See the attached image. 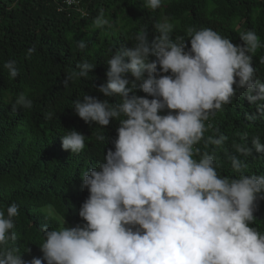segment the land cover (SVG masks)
<instances>
[{
  "label": "clouds",
  "instance_id": "clouds-1",
  "mask_svg": "<svg viewBox=\"0 0 264 264\" xmlns=\"http://www.w3.org/2000/svg\"><path fill=\"white\" fill-rule=\"evenodd\" d=\"M78 3L63 1L65 9L76 10ZM162 4L144 0L151 10ZM93 26L112 27L103 10ZM174 28L163 17L154 25L151 42L141 30L131 48L107 59L106 84L97 88L105 99L84 94L73 101L75 114L86 124L104 130L110 121L119 122L113 148L81 177L89 193L78 212L84 223L66 227L62 218L58 227H45L42 256L26 261L15 244L19 208L12 203L0 209V264H264V232L251 226L264 200V174L245 175V162L225 151L239 175L222 176L215 154L196 147L212 127L206 121L237 94L264 115V81L253 66L260 38L253 30L240 31L242 44H234L212 28L190 27L187 38L174 40ZM77 46L87 47L84 40ZM35 52V47L27 49V58ZM3 67L10 78L19 75L14 60ZM94 68L79 63L66 74L64 87L87 80ZM137 85L146 96L135 94ZM112 97L116 103H109ZM32 106L24 92L11 104L13 112ZM215 132L205 143L222 147L228 137L218 128ZM96 139L108 142L104 134ZM85 141L80 132L66 131L62 149L78 154ZM251 145L236 144L235 152L264 156L259 135Z\"/></svg>",
  "mask_w": 264,
  "mask_h": 264
},
{
  "label": "trees",
  "instance_id": "trees-1",
  "mask_svg": "<svg viewBox=\"0 0 264 264\" xmlns=\"http://www.w3.org/2000/svg\"><path fill=\"white\" fill-rule=\"evenodd\" d=\"M63 1L0 0V209L18 205L15 244L26 261L42 256L39 246L45 227H58L62 218L66 227L84 223L78 212L89 193L82 188L81 177L113 148L119 122L110 121L104 130L86 124L75 114L73 101L84 94L105 99L97 88L106 84L107 59L121 48H131L141 30L151 42L156 34L154 25L168 17L175 24L174 40L187 38L190 27H207L234 44H242L240 31L253 30L262 44L253 54V66L264 81V64L260 63L264 57V0H163L156 10L144 7V0H78L76 10L65 9ZM101 10L111 28L93 26ZM80 40L87 45L83 50L77 46ZM186 43L190 48V42ZM32 47L36 52L27 58V49ZM9 60L16 62L19 72L14 79L3 67ZM84 61L95 67L87 80L72 81L65 88L66 74ZM22 92L33 106L13 112L11 104ZM135 94L146 96L138 85ZM108 99L116 103L117 98ZM47 113H52L51 118H45ZM207 124L212 127L196 147L201 153L215 154L222 176L239 175L225 151L245 162V175L264 174V156L254 150L250 157L235 152L236 144L252 147L256 135L264 143V115L257 113L254 105L237 94ZM217 128L228 137L222 147L205 143L207 137L216 135ZM69 130L86 137V146L78 154L62 149L61 137ZM98 134H104L108 142L97 141ZM254 215L256 221L251 226L264 232V200ZM27 248L29 252H25Z\"/></svg>",
  "mask_w": 264,
  "mask_h": 264
},
{
  "label": "built area",
  "instance_id": "built-area-1",
  "mask_svg": "<svg viewBox=\"0 0 264 264\" xmlns=\"http://www.w3.org/2000/svg\"><path fill=\"white\" fill-rule=\"evenodd\" d=\"M71 3V1L68 2V4Z\"/></svg>",
  "mask_w": 264,
  "mask_h": 264
}]
</instances>
